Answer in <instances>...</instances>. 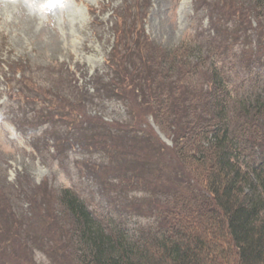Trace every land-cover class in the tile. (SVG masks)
<instances>
[{"label":"rangeland","instance_id":"374dc122","mask_svg":"<svg viewBox=\"0 0 264 264\" xmlns=\"http://www.w3.org/2000/svg\"><path fill=\"white\" fill-rule=\"evenodd\" d=\"M137 3L145 13L135 9ZM251 9L242 0H0V191L6 190L13 203L0 214V228L7 223L6 229H17L18 221L22 222L18 228L25 226L16 239L8 233L10 255L0 264L22 260L32 241L43 240L47 248L28 251V258L33 264L58 260L48 250L49 241H61L71 224L55 201L62 190L90 203L96 217L97 211L118 224L107 199L119 192L91 182L85 173L88 160L106 176L118 167L136 176L126 197L135 199L136 210L125 227L128 233L132 234L133 224L152 220L144 202L154 201L148 191L158 180L162 161L154 141L137 144L125 137V148L118 151L110 146L89 148L90 137L99 131L105 129L110 137L113 126L136 125L139 109L128 94L113 92L112 98H105L94 92L97 79L112 89L132 74L129 61L134 54L127 49L135 50L134 30L129 32L135 14L142 16L144 34L156 45L187 52L192 63L200 62L197 69H223L231 95L244 99L264 90V61L257 60V38L246 17ZM238 11L244 15L239 27L233 17ZM120 13L127 16L124 25L118 20ZM225 41L229 44L225 49L218 47ZM9 69L23 70H13L12 76ZM139 123L146 134L152 132L171 147L170 138L151 116H142ZM163 160L171 168L173 160ZM167 178L163 175L157 185Z\"/></svg>","mask_w":264,"mask_h":264},{"label":"trees","instance_id":"16d2710c","mask_svg":"<svg viewBox=\"0 0 264 264\" xmlns=\"http://www.w3.org/2000/svg\"><path fill=\"white\" fill-rule=\"evenodd\" d=\"M242 1L253 7L246 17L257 38V60L264 61V0ZM135 9L142 8L137 3ZM141 11L145 13L146 9ZM243 16L239 11L233 16L237 27ZM118 20L124 25L126 14L120 13ZM131 20L129 32L134 30L131 41L135 50H127L134 54L129 61L132 74L112 89L97 79L94 92L105 94V98H112L113 92L128 94L139 109L136 125L113 126L110 137L105 129L99 131L90 137L89 148L97 151L99 146H110L118 151L125 148V137L137 144L154 141L162 159L157 166V181L163 175L168 178L158 185L157 181L152 183L148 193L154 195V201L144 202L153 214L152 220L133 224L130 234L125 227L136 215L135 199L126 197L134 173L118 167L106 176L88 160L85 173L91 182L101 188L112 186L119 192L107 199L118 224L97 211L96 217L90 203L75 192L62 190L55 201L62 217L69 218L71 224L61 241H49L48 250L58 256L49 264H74V260L75 264H264V90L244 99L234 98L223 69H197L200 62L192 63L187 52L161 48L146 37L141 15L135 14ZM228 45L225 41L218 47L225 49ZM198 78L202 81L194 83ZM142 116H151L170 138L171 147L151 131L149 136L141 129ZM164 157L173 160L171 168L164 166L168 164ZM110 177H116L117 182ZM123 185L127 188L122 189ZM1 190L0 214L13 204L4 194L6 190ZM10 195L18 197L19 193ZM22 217L27 221L25 214ZM6 225L0 228V261L10 255L8 233L16 239L25 227L18 228L20 221L17 229H6ZM43 241H32L28 251L47 248ZM28 251L26 258L14 264H33ZM12 252L16 256L17 252Z\"/></svg>","mask_w":264,"mask_h":264},{"label":"bare ground","instance_id":"6f19581e","mask_svg":"<svg viewBox=\"0 0 264 264\" xmlns=\"http://www.w3.org/2000/svg\"><path fill=\"white\" fill-rule=\"evenodd\" d=\"M18 1V0H17Z\"/></svg>","mask_w":264,"mask_h":264}]
</instances>
